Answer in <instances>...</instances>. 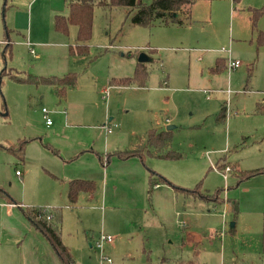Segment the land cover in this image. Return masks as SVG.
Returning <instances> with one entry per match:
<instances>
[{"label":"rangeland","instance_id":"374dc122","mask_svg":"<svg viewBox=\"0 0 264 264\" xmlns=\"http://www.w3.org/2000/svg\"><path fill=\"white\" fill-rule=\"evenodd\" d=\"M69 2L0 0L4 264H61L56 254L49 256L44 236L46 248L30 235L24 238L29 220L18 203L8 212L6 195L22 206L58 212L63 241L78 264H102L101 250L91 245L101 232L114 237L103 243L114 264L191 258L199 264H264V174L239 182L236 172L264 165V113L258 110L264 104V14L254 27L249 10L264 0H240L235 8L232 0H196L186 24L157 20L152 27L132 22L135 8L97 5L83 55L70 53L76 25L67 34L54 27L56 13H69ZM222 47L231 48L241 64L214 72L217 57L228 56ZM142 49L153 57L144 63L145 84L113 83V77L134 75ZM68 72L77 73V83L64 96L49 83L14 78ZM222 105L226 115L219 118ZM43 109L53 125L46 124ZM166 124L175 126L169 147L181 158L116 154L143 144L151 127ZM19 140L23 148L11 149ZM107 153L110 163L104 166ZM151 170L174 185L201 182L207 195L223 188L225 201H206L167 183L152 185ZM78 177L95 179L98 189L92 197L81 192L72 203L68 182ZM229 198L239 202L237 216Z\"/></svg>","mask_w":264,"mask_h":264},{"label":"trees","instance_id":"16d2710c","mask_svg":"<svg viewBox=\"0 0 264 264\" xmlns=\"http://www.w3.org/2000/svg\"><path fill=\"white\" fill-rule=\"evenodd\" d=\"M196 0H151V2H143L140 0H70L69 2V13L67 15L56 14L54 27L57 31L62 33H69L70 25L77 26V44L70 45V53L72 55H83L89 52V40L92 36L93 29V17L94 8L97 5L107 6H126L135 8L137 10L136 15L133 16L132 22L138 25L152 27L157 20H161L165 24H179L184 23L186 18L191 16L192 6ZM237 3L239 0H233ZM251 12V21L254 27L257 26V21L264 14V4L259 7L249 6ZM259 43L264 44L263 31H259ZM7 39V38H6ZM11 47V41L7 42L5 48ZM140 54V52H139ZM138 54V55H139ZM227 67V58L218 57L212 71L219 72L220 70ZM5 69H3L2 74ZM148 70L144 66V62H138L135 68V73L132 76L125 77H113L112 82L116 84L129 85L132 83L145 84L148 78ZM15 79L19 78L20 81L33 80L42 81L53 85L60 96L66 95V92L70 88H74L77 83V73L68 72L62 76L52 75L46 77H18L15 75ZM258 110L264 113V104L258 103ZM226 115V106L222 105L219 118H224ZM171 130L150 128L147 132L145 142L139 144L132 149L118 150L116 154L126 159L131 156H139L142 160L149 154L150 156L167 158V159H178L182 157V153L171 149ZM23 141L19 140L17 143L10 144V148L18 150L23 148ZM25 142V141H24ZM1 146H5L0 143ZM20 145V146H19ZM20 158H23L21 150L18 151ZM101 159L104 160V155H100ZM107 162L110 160V153L106 154ZM222 166V165H220ZM237 175L239 182L248 179L257 174H264V165L252 169L240 170L238 169ZM150 183L152 185H158L159 183L171 184L177 191H182L185 194L193 195L194 197L201 198L206 201H225L220 195L223 188H218L212 195H207L202 190L201 182L196 184L193 188L181 187L174 185L173 182L166 176L151 170ZM97 183L93 179L76 178L70 181L68 188V197L70 202L74 203L78 200L81 192L85 191L88 193H95L97 190ZM205 191V190H204ZM5 192L0 188V193ZM209 192V191H207ZM206 192V193H207ZM6 201L9 203H19L18 200L6 195ZM231 203V210L235 216L239 212V202L237 199H228ZM20 206L27 219L30 221L37 230H39L45 238L49 241L54 251L56 252L59 260L62 264H77L74 260V256L70 246H68L62 238L61 234V215L58 212L53 213L52 209L47 207H29ZM51 215L49 219L47 216ZM264 215V211H263ZM263 252H264V228H263ZM179 264H199L196 258L181 259Z\"/></svg>","mask_w":264,"mask_h":264},{"label":"crops","instance_id":"0c3cea01","mask_svg":"<svg viewBox=\"0 0 264 264\" xmlns=\"http://www.w3.org/2000/svg\"><path fill=\"white\" fill-rule=\"evenodd\" d=\"M233 1V0H232ZM240 1V0H239ZM238 1V2H239ZM195 3V2H194ZM233 4H234V8H235V4L236 3H234V1H233ZM192 8H193V6H192ZM56 14H58V13H56ZM191 15H192V11H191ZM191 18V16L189 17V18H186L185 19V21L187 20V19H190ZM184 21V22H185ZM135 24V23H134ZM184 24H186V23H182L181 25H184ZM177 25H179V24H177ZM76 43H77V41H76ZM28 44H29V41H28ZM70 45V44H69ZM73 45V44H72ZM223 48V47H222ZM141 49V48H140ZM231 49V48H230ZM142 51H145L144 49H142ZM141 51V52H142ZM146 52V51H145ZM149 56H151L152 57V55L151 54H149L148 52H146ZM231 55H232V49H231ZM139 56V55H138ZM218 57H222V56H218ZM217 57V58H218ZM223 57H226V56H223ZM228 57V56H227ZM226 57V58H227ZM232 57L233 58H235L233 55H232ZM153 58V57H152ZM235 59H238V58H235ZM153 61V60H152ZM138 62H139V60H138ZM148 62H151V61H148ZM145 63V62H144ZM214 66V65H213ZM212 66V67H213ZM212 67H211V69H212ZM165 82H167V81H165ZM109 120H110V122H112L113 124H115L114 125V127H117L118 126V122H113V117H110L109 118ZM47 124V123H46ZM48 126H50V125H53V121H52V123L51 124H47ZM168 125H173V124H168ZM167 124L166 125H161V126H158V127H151V128H157V129H166V130H172V129H167V126H168ZM112 131H110V132H108L107 131V133H111ZM141 160H142V158H141ZM110 163V160L104 165V166H107L108 164ZM234 163H236L237 164V162H234ZM212 166L214 167L215 165H213L212 164ZM239 167V166H238ZM16 173H17V171H16ZM21 174H22V172H21ZM21 174H18V175H21ZM79 178V177H78ZM229 178V177H228ZM228 178H226V179H228ZM74 179H76V178H74ZM83 179H86V178H83ZM73 180V179H72ZM93 180H95V179H93ZM71 181V180H70ZM70 181L68 182V188H69V183H70ZM169 185H171V184H169ZM174 189H175V187L173 186V185H171ZM179 186V185H178ZM181 186V185H180ZM181 187H185V186H181ZM186 188H190V187H186ZM97 189H98V187H97ZM176 190V189H175ZM88 193V192H87ZM97 193V190H96V192L95 193H88L89 194V196L90 197H92V196H94L95 194ZM184 193V192H183ZM67 194H68V192H67ZM185 194V193H184ZM68 199H69V197H68ZM20 203L21 202H19L18 204L20 205ZM75 203V202H74ZM7 205H8V207H9V210H8V212L11 210V207L12 206H15L14 204L15 203H9V202H7L6 203ZM235 222V221H234ZM235 224H236V222H235ZM235 226V225H234ZM234 226H231V227H234ZM24 227H25V229H26V234L24 235V238H27L28 237V235H30V236H32V237H34L35 238V240H36V242H39L42 246H44V242H43V240H42V238H41V236L40 235H42V236H44L39 230H37L33 225H31V223H30V221H28V222H25L24 223ZM214 230H212V234L213 233H216L217 231L215 230L214 232H213ZM196 238H198V237H200V235L199 234H196V232H191ZM99 236V235H98ZM45 237V236H44ZM21 238V237H20ZM97 236L96 237H94V241H96L97 240ZM114 238V237H113ZM47 240V239H46ZM48 241V240H47ZM94 241L92 242L91 241V245H93V246H95V243H94ZM49 242V241H48ZM50 244V243H49ZM51 245V244H50ZM69 246V245H68ZM45 248H46V246H44ZM47 249V251H48V253L50 254L49 256H52V257H55V254H56V252L54 251V249H53V247L51 246L50 248H46ZM56 256H57V254H56ZM74 256V255H73ZM5 257H6V254H5V248L3 247V244H2V242L0 241V264H4L6 261H5ZM58 257V256H57ZM58 260H59V258H57ZM74 260H75V262L77 263V261H76V259H75V257H74ZM61 262V261H60ZM62 264V263H61ZM78 264V263H77Z\"/></svg>","mask_w":264,"mask_h":264},{"label":"built area","instance_id":"2783aa9c","mask_svg":"<svg viewBox=\"0 0 264 264\" xmlns=\"http://www.w3.org/2000/svg\"><path fill=\"white\" fill-rule=\"evenodd\" d=\"M221 50L222 51H226L228 53L227 67L229 68L230 71L235 69V68H237L238 66H240L241 60L240 59H235V58L232 57L230 48L223 47ZM43 111H44V116H45V119H46V123L47 124H51L52 123L51 117L48 115L46 109H43ZM107 125H109V123ZM106 130L108 132L112 131V127H108ZM223 173H224V176L227 177V172H223ZM17 174H21V171L17 170ZM47 217L50 219L51 215H48ZM112 240H113V236L112 235L101 232L99 234L97 240L95 241V246L98 247L101 250L102 264H114L110 257H106L103 254V243L105 241H112Z\"/></svg>","mask_w":264,"mask_h":264},{"label":"water","instance_id":"95a60500","mask_svg":"<svg viewBox=\"0 0 264 264\" xmlns=\"http://www.w3.org/2000/svg\"><path fill=\"white\" fill-rule=\"evenodd\" d=\"M138 60L140 62H148V61H152L153 58L151 56H149L145 51H142V52H140V54L138 56ZM174 127H175L174 125H168L167 129H172ZM234 225H235V222L232 221L231 222V226H234Z\"/></svg>","mask_w":264,"mask_h":264}]
</instances>
